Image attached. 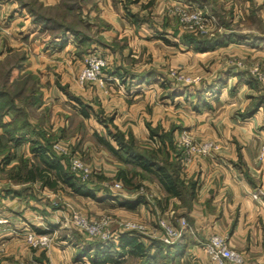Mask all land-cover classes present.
Instances as JSON below:
<instances>
[{
  "label": "rangeland",
  "instance_id": "1",
  "mask_svg": "<svg viewBox=\"0 0 264 264\" xmlns=\"http://www.w3.org/2000/svg\"><path fill=\"white\" fill-rule=\"evenodd\" d=\"M67 1L77 8L73 9L74 16L61 7ZM39 5L43 7L41 10ZM30 11L37 16L51 18L70 31H62L51 23H34ZM111 11L115 16L113 19ZM32 25H40L41 29L30 37L29 28ZM71 31L83 35L86 41L78 44ZM63 35L73 39L70 50L60 56L45 57L40 45ZM193 37L205 43L196 46L204 47L203 50H196L190 44ZM246 38L260 41L263 49L251 51L236 47L237 41ZM228 39L223 51H220L223 46L207 48L208 44ZM30 63L37 68L31 69ZM226 72L229 76L224 78ZM111 74L115 78L108 80ZM138 76L158 79L153 84L157 91L152 97L154 103L144 117L140 116L138 103L133 102ZM113 84L125 94L129 89L128 97L134 107L123 110L118 102L110 106L109 96L112 95L114 100L121 97ZM52 88L65 94L75 106L68 104L71 109L58 111L50 124L44 123L41 114L43 111L47 114L48 107L35 112L33 106H29V97L43 105L45 94ZM77 88L79 95L75 92ZM22 89L24 93L20 92L16 97V92ZM0 90L10 100L5 111L0 109L5 112L0 116V123H9L6 127L0 124V141L9 147L6 152L0 149V160L2 155L13 153L14 143L7 141L8 136L16 137L15 132H26L50 150V155L62 163L77 184L91 190L99 188L116 197L124 196L130 189L146 201L153 202L154 195L142 185L146 179H136L137 188H126L108 175L109 161L105 158L120 163L100 139L117 150L111 135L119 132L126 140L131 137L138 150L145 152L161 147L160 133L170 132L172 146L166 151L168 155H178L181 169L194 157L211 155H256V161L260 163L264 155V134L260 135V139L255 138L256 144L249 145L250 148L238 143L227 145L220 141L218 127L220 118L226 116L228 109H239V116L264 98V0H0ZM173 96L177 97L173 99ZM53 99L51 95V100L47 97L44 101L52 110L57 104ZM174 100L179 103L178 106L169 104ZM114 105L115 110L112 108ZM76 106L79 112L82 107H87L88 113L83 119L79 116V128L75 124L78 121L74 116ZM55 108L61 110L62 107L55 105ZM260 109L262 117L255 129L257 132L264 131V105ZM192 112L197 118H193ZM64 116L67 119L63 121ZM191 121L195 125L198 121L200 125L207 123L211 129L207 127L202 134H198L200 131L192 134L182 127ZM65 122L68 127L61 136L60 129L65 127L61 123ZM143 127L148 134L146 140L140 137ZM149 128L158 129L159 135L152 138ZM20 129L24 131L20 132ZM186 155L193 156L186 162ZM121 167L133 169L123 164ZM12 170L8 169L0 176V195L5 194L3 191L7 188L18 190L13 189L8 178ZM246 176L252 180V195L264 199L260 181L250 174H245L247 179ZM153 179L150 178V181ZM29 197L47 200L52 213L62 215L58 216L65 227L62 231L85 244L104 242V235L117 236L118 231L128 232L125 231L128 223L136 226L132 233L143 236L146 231L145 223L130 221L124 215H116L112 209L78 203L68 190L44 196L32 188ZM11 208L10 203L0 205V229L8 224V215L3 217V213H9ZM25 210L29 212L27 206ZM27 219L23 220L34 222L29 217ZM161 220L169 227H176L168 218L160 217L157 219L159 228ZM80 221L86 226H81ZM24 223L17 233L21 239L14 241L16 246L12 245L14 242L1 243L0 240V264H48L47 255L52 241L61 230L36 234L29 222ZM38 223L39 220H35V225ZM97 227L100 228L99 235L88 231ZM244 228L251 236L246 242L258 247L260 252L242 249L239 245L242 242L237 239H234L236 245L229 247L241 257L240 264H262L264 225L244 224ZM160 231L163 238L164 231L161 228ZM257 231L260 235L256 234ZM219 234L227 239L226 231ZM28 235L33 236L32 241L27 240ZM114 240L117 239L111 241ZM15 248H20L22 252L31 249L35 254L30 258L26 254H12Z\"/></svg>",
  "mask_w": 264,
  "mask_h": 264
},
{
  "label": "crops",
  "instance_id": "2",
  "mask_svg": "<svg viewBox=\"0 0 264 264\" xmlns=\"http://www.w3.org/2000/svg\"><path fill=\"white\" fill-rule=\"evenodd\" d=\"M110 13H112V11ZM112 14L113 16L111 19L115 17L114 13ZM40 29V25L30 26L29 36L36 35ZM113 29L115 28L113 27ZM72 42V37L63 35L49 42L44 41L40 47H42L44 56L48 58L53 55L60 56L61 54H65V52L70 50ZM235 44L238 48L241 47L251 51L263 49L260 41L251 38L242 39ZM225 49L226 47L223 46L220 48V51ZM32 63L29 64L30 68L36 69L37 67L32 66ZM232 75L234 76L235 74L233 73ZM224 76V78H227L229 73L226 72ZM113 77L115 78V76L111 74L107 78L111 80ZM136 78L137 85L135 86L136 90L133 96V102L135 101V103H138L140 116L144 117L145 115L147 116L148 110L152 108V104L154 103L152 97L155 93L157 94V91L153 87V84L157 82L158 79L153 76L146 78H140V76H138ZM120 80L124 82L122 79ZM145 84L147 86H144ZM112 86H115L116 93L121 95V97L118 99L115 98L114 100L113 97H111L112 95L109 96L108 103L110 102V106L118 102L123 110L130 109L132 106L134 107V105H131L130 97H128L130 94L129 89H126L127 94H125L120 92L116 88V85L113 84ZM75 92L79 95V88H77ZM51 95L54 97L53 100L57 101L55 105H61V110L60 108H55V105L52 110V107H50L48 103L44 104L47 97L51 100ZM176 97L177 96H173L172 98L175 99ZM45 99L43 100V105L37 103L33 106L35 112L45 110V106L48 107V109H46L47 114L45 111L41 113L43 114L44 123L49 122L51 124V119L54 118V115H57L56 113H58V111L62 112L63 108H72V106L68 104H74L67 99L65 94L63 95L55 88L50 89L49 93L45 94ZM176 100L172 101L173 103L169 101V104H173L174 107L178 106L179 103H177ZM163 101L164 100L161 102L162 104ZM156 104L157 102H155V105ZM112 108H116L115 105ZM260 110L261 109L252 114V116L243 119L237 115L239 109H228L225 114L226 116L220 118L219 121L220 141L227 145H235V143H238L244 147L256 144V139H260V135L264 134V131L257 132V130H255L257 126H259L258 124L262 117ZM74 111L76 113L74 116L78 118L75 124L76 127L79 128V116L82 117V119L84 116L81 109L79 112V107L76 106ZM154 112H157V110L153 111V114ZM192 115L194 119L197 118L194 112H192ZM157 118L156 120H158ZM66 119L67 117L64 116L63 121ZM200 120L203 121L204 119ZM198 122L199 123L196 125L193 121L184 123L182 127L192 134L196 133V131H200L198 134H202L207 127L211 129L209 124L207 125V123H205L204 125H200V121ZM62 124L63 126L65 124V127H61L60 129L59 133L61 136L66 133V127H68L66 122L61 123V125ZM241 132L244 133L243 136L240 135ZM257 133L259 135H257ZM140 137L143 140L148 138L147 131L144 127ZM17 138H19L18 142L12 145L13 153L8 155V164L2 165L0 162V176L1 174L4 175L8 169H15L21 160L36 162V157H34L35 155L31 152V148L33 143H40L41 141L30 134L25 135L22 139L20 137ZM5 156L6 155H2L0 161H3ZM103 157L105 158V156ZM105 160L109 161L107 166V171H109L108 175L115 178L117 170L122 168L121 165L107 158H105ZM245 174H250L251 177L259 180L264 188V155L260 163L256 161V155L232 154L194 157L181 169L180 174L186 184L190 182L195 185L194 196L191 200L187 201V206L183 204V201L177 198L166 199V194L156 179L142 182V185L149 189L154 195L153 202L146 201L144 197H142L143 199L141 198L142 200H139L138 198L140 196L135 193L136 191H130V189L126 191L122 197H116L99 188L96 190L89 189L91 195L83 196L71 194L67 187L61 185L59 187H63V190L58 189L54 191L49 187L42 186L39 181L17 182L10 180L13 189L18 190L12 191L7 188L3 191L5 194L0 195L1 206L5 203H10L13 207L8 211L9 213H3V217L8 215L7 218L9 222L0 229V240L1 243L19 241L21 239V236L17 234L19 229L25 225L24 222H29L32 231L36 234H46L50 231L61 230V232L58 231L57 238L52 241L47 255V258H49L48 264H110L101 262L102 258L97 254L101 252V250L98 249V252L96 251L94 247L96 243L85 244L79 241V239L70 237L65 231H62L65 229L59 220V217L62 215L53 214L47 200H38L29 197L30 190L35 188L44 196L53 193L59 194L68 190V194L74 196L78 203L88 204L93 207L94 205L107 207L112 209L116 215H124V217L130 219V221L136 220L145 223L146 231L143 236L136 234L139 242L143 246L149 245L151 241H161L162 233L157 225V219L160 217L163 219L168 218L175 226H178L180 219H184L187 224V229L182 239L173 245H168V248L163 252L162 258H159L155 264H211L202 249V243L213 235L221 236L219 233H224L225 231L229 245L235 246L236 242L234 239H237L242 242V245L238 243L242 249L260 252L258 247L250 246L251 244L246 242L247 239H251V236H248V231L247 228H244V224H252L253 226L261 223L264 225V199L258 198L259 195H252V184L245 178ZM25 206L28 207L29 212L25 210ZM20 212L23 213L20 214ZM28 217L34 222L23 220H28ZM35 220H39L38 225H35ZM58 224L61 225L59 226ZM125 233L127 232H116V239ZM256 234L260 235V231H257ZM111 242L114 248L110 251V255L114 262H118L119 264H132L133 262H136L135 264H141V261L131 254H126L121 258L117 257V240ZM12 245L16 246L17 243L14 242ZM153 252L154 248L150 249V254ZM12 254H26L28 258H30V256H33L35 253L34 250L31 251V249L22 252L20 248H15L12 250ZM114 262L112 264H115ZM262 264H264V261Z\"/></svg>",
  "mask_w": 264,
  "mask_h": 264
},
{
  "label": "trees",
  "instance_id": "3",
  "mask_svg": "<svg viewBox=\"0 0 264 264\" xmlns=\"http://www.w3.org/2000/svg\"><path fill=\"white\" fill-rule=\"evenodd\" d=\"M70 1H67L65 5L63 4L61 7L65 8L66 12L69 13V15H73L74 13V5H69ZM35 3V2H34ZM33 3V4H34ZM23 8H25L24 4L21 5ZM28 6V5H27ZM39 10H41L43 7L42 5H39ZM77 9V8H76ZM50 10V9H49ZM30 14L33 16V22L44 24V23H51L56 28L61 29L62 31H70L68 27L63 26L61 23H56V21L52 20L51 18H45L42 16H37V13L31 12ZM74 16V15H73ZM79 22V21H77ZM57 25V26H56ZM72 32V31H71ZM72 34L75 36V40L78 44L83 43V41H86V37H83V35H80L76 32H72ZM191 45L195 46L194 48L196 50H203L204 47H196L205 43L199 42V40L195 37L190 38ZM228 41H219L215 42L213 44H208L207 48L213 47V46H223L227 44ZM206 48V46H205ZM206 48V49H207ZM5 80H3L4 83ZM6 83V82H5ZM4 87H6L4 85ZM4 87L2 89H4ZM20 92L24 93V90L18 91L16 97H18ZM13 96V95H12ZM7 95L4 93V91L0 90V109L3 108L5 111V108L8 106L9 101L7 100ZM29 106H34L37 104V100L32 101V96L29 97ZM264 105V98L260 99L259 103L254 105V107H250L247 111L244 113L239 114L240 118H248L252 116L256 111H258L261 106ZM0 111V116L4 115V111ZM87 107H82L81 111L84 117L88 116V113L86 112ZM17 116V115H15ZM18 118V117H16ZM16 120V119H15ZM2 126H8V124H2ZM12 124V123H11ZM150 135L151 137L158 136V129H150ZM20 132L24 131L22 129L19 130ZM17 131V132H19ZM12 137L8 136V142H12L16 144L20 137L21 139L27 135L26 132L22 133H16ZM113 136L114 141L116 142L118 149L115 150L109 143L105 142L104 140L100 139V142L103 146L106 147V149L117 159V161L122 165L132 167L133 169H126L121 168L118 169L115 175V180L119 183H122L123 186L126 188H137L134 181L136 179H146L150 180V178L156 179L158 184L161 186L162 190L166 194V199L169 198H177L181 201H183V204L187 206V201L191 200L195 193V185L193 183L188 182L187 184L185 181L181 178V168L179 166L178 162V155H168L167 150L168 147L171 148V134L163 133L159 135L160 143L162 144L159 148H154L145 152H140L137 148V146L134 143V140L130 137L127 141L122 133L116 132V135ZM8 145L2 144L0 141V149H3V151H9ZM49 149L45 145H41L39 143H33L31 152L36 157V162H31L28 160H21L18 165L13 169L9 175L8 178L11 181H17V182H35L39 181L42 186L49 187L52 190H63V187L65 186L69 189L71 194L75 195H83V196H89L91 195V191L82 185H79L75 182L74 177L67 173L65 171L63 165L61 162H59L58 159L52 157L49 153ZM4 154V153H3ZM124 154V155H120ZM6 155L3 158V161L1 162L2 165H6L9 162L8 159V153L4 154ZM172 157V158H171ZM249 183L252 184V180L249 176H246ZM59 187V188H58ZM142 196H140L138 199H141ZM96 251L98 249L101 250V252H98L97 254L100 255L102 258L101 262H107L112 264L114 261L111 257V250L114 248V245L111 241H104V242H97L95 244ZM117 247H118V253L117 257H123L126 254L132 255L135 258H138V260L141 261V264H155L159 258H162L164 250L168 248V245L164 244L162 241H151L149 245L143 246L139 240L138 236L132 232H127L125 234H122L117 239ZM154 248V252L150 254V249ZM128 249V251H127ZM115 264H119L118 262H114Z\"/></svg>",
  "mask_w": 264,
  "mask_h": 264
},
{
  "label": "built area",
  "instance_id": "4",
  "mask_svg": "<svg viewBox=\"0 0 264 264\" xmlns=\"http://www.w3.org/2000/svg\"><path fill=\"white\" fill-rule=\"evenodd\" d=\"M98 66L99 63L95 65V68H97ZM186 156H188L185 158V161L187 162L193 155H186ZM79 224L81 226H86V224L83 221H80ZM159 226L164 231V236L163 238H161V240L166 245H173L177 241L181 240L185 230L187 229V224L184 219H180L178 226H176L175 228L169 227L164 222V220H161L159 222ZM135 228H136L135 225H133L132 223H128L126 225L125 231L132 232V230ZM88 231L93 235L100 234V228L98 227L96 229L89 228ZM105 236H106L105 241H111L117 238V236H112V235L111 236L104 235V237ZM32 239H33L32 235L27 236L28 241H32ZM202 249L212 264H240L242 260L237 253L231 250L227 239L222 236H218V235L211 236L202 243Z\"/></svg>",
  "mask_w": 264,
  "mask_h": 264
}]
</instances>
